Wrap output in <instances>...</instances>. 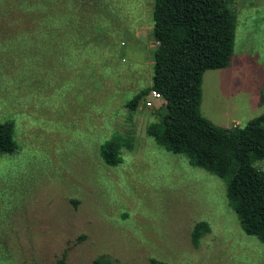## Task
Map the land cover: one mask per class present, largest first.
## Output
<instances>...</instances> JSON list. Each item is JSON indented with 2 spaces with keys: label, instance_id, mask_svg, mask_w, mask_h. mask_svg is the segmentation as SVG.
Listing matches in <instances>:
<instances>
[{
  "label": "rangeland",
  "instance_id": "rangeland-1",
  "mask_svg": "<svg viewBox=\"0 0 264 264\" xmlns=\"http://www.w3.org/2000/svg\"><path fill=\"white\" fill-rule=\"evenodd\" d=\"M154 0H0V264H264L224 178L158 144ZM229 66L205 71L199 112L243 128L264 114V0H234ZM151 104L148 107L146 104ZM151 132V133H150ZM123 141L118 163L100 148ZM130 149V150H129ZM254 167L264 170V159ZM209 233L194 244L198 223Z\"/></svg>",
  "mask_w": 264,
  "mask_h": 264
},
{
  "label": "trees",
  "instance_id": "trees-1",
  "mask_svg": "<svg viewBox=\"0 0 264 264\" xmlns=\"http://www.w3.org/2000/svg\"><path fill=\"white\" fill-rule=\"evenodd\" d=\"M233 3L234 0H154L152 34L157 46L151 84L138 91L126 108L133 112L151 92L158 94L165 109L160 128L152 129L158 144L173 154L186 156L193 166L217 177L230 174L226 198L243 232L264 244V170L254 167L257 160L264 159V114L243 128H223L211 124L199 112L203 74L230 63ZM122 142L110 140L101 146L106 165L118 163ZM14 150L13 126L0 123V153L11 154ZM209 231L206 223L196 224L192 242L196 244ZM55 264H66V254ZM94 264L110 263L100 257Z\"/></svg>",
  "mask_w": 264,
  "mask_h": 264
},
{
  "label": "built area",
  "instance_id": "built-area-1",
  "mask_svg": "<svg viewBox=\"0 0 264 264\" xmlns=\"http://www.w3.org/2000/svg\"><path fill=\"white\" fill-rule=\"evenodd\" d=\"M150 94H152V96L154 97V98H159L160 99V96L158 95V94H156V93H154V92H151ZM149 94V95H150ZM148 107H150L151 106V104H149V103H147L146 104Z\"/></svg>",
  "mask_w": 264,
  "mask_h": 264
}]
</instances>
